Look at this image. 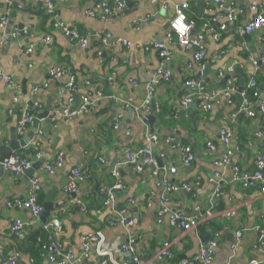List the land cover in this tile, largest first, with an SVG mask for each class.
<instances>
[{
    "label": "crops",
    "instance_id": "0c3cea01",
    "mask_svg": "<svg viewBox=\"0 0 264 264\" xmlns=\"http://www.w3.org/2000/svg\"><path fill=\"white\" fill-rule=\"evenodd\" d=\"M13 1L19 3L22 10H18ZM24 1L26 4L20 0H0V69L3 73L0 76V143L9 145L13 134L19 142L28 140L31 147L22 148L15 155L32 161L30 176L28 172L14 176L5 170L6 174L0 178V264H9L13 223L18 219L26 223V233L31 231L29 225L41 220L40 217L32 222L35 219L26 208L8 207L30 197L32 179L39 180L44 203L47 194L54 191V204L60 207L48 220L58 218L64 235L69 238L65 244L75 258L82 257L83 238L94 236L95 231L105 227L102 235L108 248L127 243L129 238L136 239L144 263L153 262L166 243L171 245L174 254L168 264H175L181 257L192 260L204 244L201 238L213 234L206 224L185 232L171 224V213L178 210L187 217L203 216L210 208L213 192L219 188L217 211L220 215L215 220L222 229L211 264H249L251 261L264 264V247L260 251L254 249L255 228L264 225V192L259 186L244 188L240 181H235L233 168L234 165L242 173H252L256 157L259 153L264 155V119L259 111L264 101V67L256 65L258 61L264 63L261 51L264 28L250 36L236 32L254 17L253 7L264 8V0H224L212 14L208 10L213 0H127V7L109 18H102L98 7L115 0H53L60 23L76 26L84 36L88 33L95 37L97 34L111 36L128 43L103 45L92 38L88 48L53 27L45 8L46 0ZM183 2L191 5L188 16L200 26L213 16L220 22L228 21L230 4L236 10V18L221 40L207 35L206 55L201 61L194 52L183 49L176 38L168 44L172 54L168 67L171 75L151 95L159 108L154 125V137L159 141L151 144V149L164 168L159 166L157 177L131 167L121 170L126 189L117 196L113 207L130 209L137 223L130 229L103 227L99 220L113 215V207L103 205L106 192L115 183L112 169L121 163L127 150L143 148L151 138L150 126L139 118L141 113L137 109L150 97L148 87L161 63L154 44L168 31L166 26L173 17L174 6ZM11 12H16L13 26H9ZM91 12L95 15H90ZM3 17H8L6 28L1 27ZM19 25L25 26L24 32H19L17 38L11 37ZM215 27L218 28L217 24ZM8 28L11 32L7 36ZM47 37L52 41H47ZM30 46L34 47L32 54L20 52L21 48ZM232 64L239 65L240 74L236 72L239 80L235 92L227 95L226 78L229 76L223 74ZM56 67L64 72L61 78L49 75ZM255 72L263 76L260 81L263 95L251 97L256 116L241 114L233 119L243 102L242 99L239 103L238 97L239 91L244 90L240 80L244 78L246 85ZM71 78L75 79L74 89L66 88ZM89 80L92 86L88 87ZM34 89L37 92L33 94ZM98 92L114 99L103 97L97 106L77 118H64L59 114L76 110L84 99H97ZM185 98L193 99L188 107L182 105ZM199 101L201 105H197ZM206 102L211 105L210 110L203 108ZM46 109L50 110L53 130H46V122L42 120L38 129L41 134L35 132L34 123L24 136L17 134L18 121L24 113L30 110L37 120ZM116 124L119 129L115 128ZM228 127L235 136L224 146L219 133ZM127 131L131 136L126 135ZM56 137L60 141L53 148ZM209 143L216 145L215 150L209 148ZM185 147H191L194 153L191 168L184 166ZM226 153H230L232 164L220 166L217 163ZM57 161L63 166L56 168L54 174L49 173L46 166H55ZM34 164L39 165L34 169ZM78 167L86 180L76 198H72L65 186L72 170ZM171 170L175 173L170 174ZM189 183L193 186L190 192L180 190L167 194L168 186L183 187ZM166 197L168 200L163 202ZM91 203L95 204L93 209H89ZM163 203L170 212L160 216ZM99 210H102L100 216ZM229 212L235 215L228 218ZM56 213L59 215L55 216ZM113 258L120 259L115 253ZM18 263L32 264L24 255ZM101 263L97 247L91 245V251L81 264ZM41 264L50 263L45 260Z\"/></svg>",
    "mask_w": 264,
    "mask_h": 264
},
{
    "label": "built area",
    "instance_id": "2783aa9c",
    "mask_svg": "<svg viewBox=\"0 0 264 264\" xmlns=\"http://www.w3.org/2000/svg\"><path fill=\"white\" fill-rule=\"evenodd\" d=\"M224 0H213L210 4V8L208 13H213L216 7L222 6ZM127 7V0H115L112 3L104 2L99 5V10L102 11L101 17L102 18H109L114 17L118 14V12L124 10ZM45 8L48 15L51 18L52 25L56 30L62 32L65 36L71 38L74 42H77L81 47L88 48L90 46V40L94 38L97 42L103 45H127L126 41L122 39H114L111 36H104V35H91L88 33L87 36H84L81 31L76 26H66L63 23L59 22V16L57 14V4L53 0H46ZM255 11L254 17L243 27H239L236 29V32H241L247 36L254 34L255 32H259L261 29L264 28V8L262 10H257V8L253 7ZM191 10V5L188 2H183L174 6V14L169 22L168 31L166 32L164 38L161 41L155 42L154 46L159 50L161 63L155 76L148 87V92L150 97L145 102L142 108L137 109L141 114H147L152 112L151 110V98L152 94L156 91V88L161 84L164 80H169L170 72H169V65L172 60V54L169 51L168 44L172 42L175 38H177L178 42L180 43L181 47L186 51L194 52L195 57L198 61H201L206 55V39L207 35L214 40H221L225 34L230 31V25L234 23L236 18V10L234 9L233 5H228V21L220 22L219 18L213 16L210 20L204 22L200 30H197L196 25L193 21L189 20L188 13ZM90 15H95L94 12H91ZM8 24V17H3L1 20V27L6 28ZM217 24L218 28L215 27ZM19 34V29H15L11 35L13 38H17ZM47 41H52L50 37H47ZM263 42V40H262ZM34 51V47H25L21 48V53L32 54ZM264 56V48L261 50ZM257 65V62H256ZM239 65L232 64L228 69L227 72L223 75H228L227 80V95H231L235 92V84L238 82L239 78L236 74L237 68ZM257 72L254 73V75ZM2 70L0 69V76H2ZM64 72L61 68H53L49 71V75L57 78H61ZM247 83V88H257V80L254 77ZM86 85L89 87L92 86V81H87ZM191 86V83H188ZM193 85V83H192ZM75 87V79L71 78L69 83L67 84L66 88L74 89ZM37 90H33V94L36 93ZM97 99H84L81 106L76 110H65L60 112L59 114L64 118H77L82 116L90 111L91 108L98 105L99 101L106 97L108 99H114L112 96H107L103 93L98 92ZM243 102L239 109L233 114V119H237L241 114H246L249 117H255V103L252 102L246 95L245 90L241 93ZM263 94L262 93H255L254 98H260ZM193 103L192 98H185L182 100V105L185 107L190 106ZM205 110H210L211 105L206 102L203 106ZM260 114L264 119V101L260 105ZM157 112H159V108L157 107ZM56 114V118H57ZM36 120L35 115H31L29 113H24L20 120L18 121L17 125V134L19 136H24L26 130L30 125H32ZM118 122V121H117ZM119 123V122H118ZM116 129L120 127L118 124L115 125ZM41 134V131L38 132ZM126 135L129 137L131 136V132L127 131ZM155 136V135H154ZM151 136L146 140L147 146H144L140 149H129L125 153L124 159L118 166H115L112 169V176L114 178V185L106 192V198L103 203L104 206L113 207L114 202L118 195L123 194L126 189V185L122 179L121 170L126 167H131L139 173L143 172H151L153 177H157L160 172L159 162L156 158L153 150L151 149V144H156L159 140L158 138ZM235 136L234 131L231 128H223L219 133L220 141L224 146H227L231 143L233 137ZM209 148L215 150L216 145L213 143L208 144ZM183 158H184V166L185 168H191L194 162V153L191 147H185L183 150ZM103 163L105 162L104 159L101 160ZM220 166H227L232 164L231 155L230 153H226L222 156L221 160L217 163ZM63 166L61 161H57L56 165H47L46 169L49 173L54 174L56 168H61ZM5 170L9 172V174L14 176L24 175L32 169V161L29 158L16 156L14 155L11 159L7 160L4 163ZM235 181H240L244 188H254L259 186L261 191L264 192V155L259 153L255 160V170L252 173L241 172L240 169L235 167ZM175 170H171L170 174H174ZM86 180V176L84 175L81 168H75L69 175L67 180L65 190L67 192H71L75 194L79 192L81 184H83ZM192 184H185L183 187L177 186H168L166 188L167 194H171L172 192H178L180 190L190 192L192 190ZM41 193L40 182L38 179L31 180V194L30 197L25 201H17L13 204H9V208L13 209H23L26 208L31 212L32 222L38 220L44 211L43 204L39 203V196ZM220 197V190L217 188L212 195L210 201V208L207 213H204L203 216L200 217H187L181 211H174L171 213L170 222L172 225L177 226L184 230L185 232H190L193 230H197L202 224H206L210 221L215 220L216 217L220 215L218 209V198ZM168 198H164L163 202H166ZM170 211L163 203L160 211V216H164L168 214ZM98 216L102 214V210L98 211ZM59 214L56 213L55 216ZM235 213L229 212L226 214L228 218L234 216ZM109 227H124L126 229H130L134 227L137 223V219L131 213L130 209H115L113 207V215L106 219ZM27 224L21 220H16L11 229L10 234H13L17 237L22 238L25 234V230L27 228ZM46 229H52L54 234L58 236L61 233V225L59 221L54 219V221L50 222L46 225ZM257 232V241L254 246V249L257 251L262 250L264 247V225L257 226L255 228ZM221 234L220 232L215 233L211 236V239L201 245L199 249V254L196 258L190 260L185 259L181 261L179 264H211L216 250L219 246ZM240 237V234H239ZM83 252L81 254V258H75V256L71 253V250L68 249V253H62L59 248L55 245H52L48 248V255L45 256V260H47L50 264H81L82 261L88 256L89 252L91 251V245H95L97 247L98 254L102 257L101 264H168V260L173 259L174 254L172 251V247L169 243H166L163 247L162 253L156 257L153 262L144 263L142 261V257L140 254V249L137 246V240L129 238L127 243L113 245L112 249L108 248V244L105 242L102 231L99 230L95 232L94 236H86L83 238ZM115 254H118L120 257L119 260H115L113 258ZM22 256L12 251L11 257L8 260L9 264H19V260ZM249 264H262L257 261H251Z\"/></svg>",
    "mask_w": 264,
    "mask_h": 264
},
{
    "label": "trees",
    "instance_id": "16d2710c",
    "mask_svg": "<svg viewBox=\"0 0 264 264\" xmlns=\"http://www.w3.org/2000/svg\"><path fill=\"white\" fill-rule=\"evenodd\" d=\"M208 20L209 18L204 22ZM191 21L195 23L196 28L201 29L202 26H200V24H197L194 20ZM254 77L257 80V84H258L257 88H252V89L247 88L246 87L247 83L244 86L245 93L251 101H252L251 97L254 96L255 93H259V94L261 93L260 81L263 78L260 72H257L254 75ZM39 203L44 204V194L42 190L39 196ZM94 205H95L94 203H91L89 209H93ZM52 221L54 220H47V222L45 224H42L41 226H33L32 224L29 225V230L31 231L30 232L26 231V233L22 238L11 234L10 236L11 247H12L11 250L19 253L22 257L23 255L29 257L32 264H41L42 262H45V256L48 255V248L52 245L57 246L62 253H68V247L66 246L65 243L69 241V238H67L64 235L63 228L61 227V233L58 236L54 234V231L51 228L50 229L45 228L46 225ZM99 224L103 227L104 226L109 227L106 220H99ZM206 225L207 227L210 228L212 234L218 233L222 229L221 224H218L216 220L210 221L206 223ZM104 229L105 227L102 230ZM99 230L101 229L99 228ZM99 230L95 232H98ZM185 259L187 258L181 257L177 259L178 261H175V264H179L181 261Z\"/></svg>",
    "mask_w": 264,
    "mask_h": 264
},
{
    "label": "water",
    "instance_id": "95a60500",
    "mask_svg": "<svg viewBox=\"0 0 264 264\" xmlns=\"http://www.w3.org/2000/svg\"><path fill=\"white\" fill-rule=\"evenodd\" d=\"M20 3H23V4H26V1L24 0H20ZM13 4L14 6L18 9V10H22V7L19 3L17 2H14L13 1ZM131 5V4H130ZM16 15V12H11V14L9 15L10 17V21H9V26H13V19H14V16ZM167 28L169 27V24H167L166 26ZM24 29H25V26L24 25H19V32L20 33H23L24 32ZM10 29L8 28L6 34L7 36L10 34ZM177 39V38H176ZM263 62L262 61H258L257 62V66H259L260 68H263ZM237 74H240V70L237 69ZM226 80H228V77L226 78ZM240 86L244 87L245 86V79L242 78L240 80ZM204 91H207V92H211V90H204ZM241 93H242V89L239 91V94H238V97H239V103L242 102V96H241ZM151 103H152V113L151 114H141L139 116V118L141 120H143L144 122H146V124H148L150 126V133H151V136H154L155 134V129H154V125L158 119V112H157V106L154 102V100L151 98ZM201 101L197 102V105H201ZM33 103L32 102H29V106L30 107H33ZM48 109H49V106H48ZM29 114H31V111L29 110L28 112ZM44 120L46 122V130H53L52 128V125H53V120L51 119V114H50V110H47L41 114L37 120H35L34 122V127L36 129V133L38 132V129L40 127V122ZM32 137V135L30 136V138ZM45 137H47V134L45 133ZM60 141V138L59 137H56L54 140H53V144H52V147L55 148L57 147L58 143ZM25 147H31V146H28V140H25V141H21L19 142V140L17 139L16 135L13 134L12 135V140L10 142L9 145H4L2 143H0V178L2 176H4L6 174V171H5V167H4V163L11 159L18 151H20L22 148H25ZM158 162H159V166L161 168H164V165L162 163L161 160L158 159ZM39 164L37 165H33V168H37ZM32 171V170H31ZM31 171H29L27 174L30 176L31 175ZM123 174V173H122ZM54 191L52 192H49L47 194V197H46V200H45V203H44V211L42 213V216H41V220L37 223H34L33 225L34 226H41L42 224H45L48 220V218L51 216L52 212L55 210V209H59V205H55L54 204V201H53V194ZM72 198H76V195L75 194H72L71 195ZM56 220L58 221V218H56ZM211 239V236L208 235V236H205V237H202L201 238V241L203 243L205 242H208L209 240Z\"/></svg>",
    "mask_w": 264,
    "mask_h": 264
}]
</instances>
